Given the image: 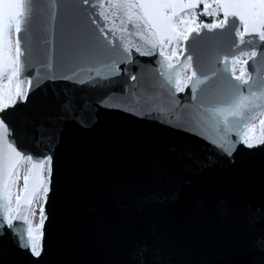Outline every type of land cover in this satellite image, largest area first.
<instances>
[{
	"label": "snow or ice",
	"instance_id": "obj_1",
	"mask_svg": "<svg viewBox=\"0 0 264 264\" xmlns=\"http://www.w3.org/2000/svg\"><path fill=\"white\" fill-rule=\"evenodd\" d=\"M81 223L55 264H264V0H0V264Z\"/></svg>",
	"mask_w": 264,
	"mask_h": 264
},
{
	"label": "water",
	"instance_id": "obj_2",
	"mask_svg": "<svg viewBox=\"0 0 264 264\" xmlns=\"http://www.w3.org/2000/svg\"><path fill=\"white\" fill-rule=\"evenodd\" d=\"M210 52L206 46L201 48V56L207 58ZM146 59V58H144ZM183 95V94H181ZM150 100V95L145 93L141 89H137L136 93H130L123 98H118L115 102H123L125 104L148 102ZM108 119H112L108 117ZM97 237L91 232L90 225L87 223H81L77 226L76 234L67 240H61L54 247L52 255L49 257L51 264H55L57 260L68 258L69 254H75L78 258L92 259L100 258L104 255V248L100 246L96 241ZM249 255H228L220 256L219 259L223 264H244V262L249 259Z\"/></svg>",
	"mask_w": 264,
	"mask_h": 264
}]
</instances>
